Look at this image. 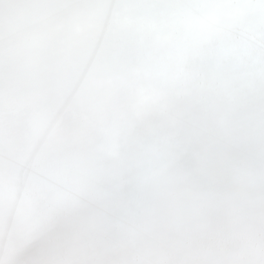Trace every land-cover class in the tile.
Here are the masks:
<instances>
[{"label":"snow or ice","instance_id":"obj_1","mask_svg":"<svg viewBox=\"0 0 264 264\" xmlns=\"http://www.w3.org/2000/svg\"><path fill=\"white\" fill-rule=\"evenodd\" d=\"M0 264H264V0H0Z\"/></svg>","mask_w":264,"mask_h":264}]
</instances>
